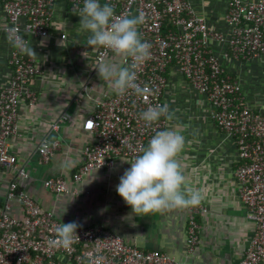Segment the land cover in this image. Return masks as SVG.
Instances as JSON below:
<instances>
[{
    "label": "crops",
    "instance_id": "0c3cea01",
    "mask_svg": "<svg viewBox=\"0 0 264 264\" xmlns=\"http://www.w3.org/2000/svg\"><path fill=\"white\" fill-rule=\"evenodd\" d=\"M188 2L193 13L205 19L211 32L221 35V38L213 35L209 38V48L230 76L239 81L246 104L264 114V53L252 57H236L232 53L231 27L226 19L229 0ZM78 13L71 0H55L50 35L27 37L36 54H24L35 60L43 73L27 86L34 100L27 97L20 100L18 129L9 139V145L17 156L18 168H24L28 176L20 177L16 168H0V203L6 201L9 184L16 180L63 223L105 225L127 242L144 250L166 252L181 264H237L255 234V222L249 218L248 208L238 193L237 144L232 135L216 125L212 118L215 108L205 95L191 87L176 61L166 70L162 93L163 104L174 113L171 124L166 121L165 130L175 126L185 137L179 158L187 185L202 190L200 204L133 216L116 191L120 177L131 167L123 161H130L125 158L118 159L111 168L91 171L79 182L73 179L84 161L83 147L92 139L82 129L85 117L93 112L99 99L116 95L97 74V49L85 46L88 34L80 29ZM129 17L138 14L133 11ZM5 23L0 0V90L11 77L10 58L15 48L6 39ZM61 33H66L67 38L62 39ZM85 51L87 57L82 55ZM112 60L113 53L106 61ZM63 114L69 118L63 120ZM54 122L57 129L52 127ZM45 143H56L48 161L40 153ZM50 177L66 179L73 190L68 194L54 193L44 185ZM195 208H203L197 214L199 241L189 251L187 223L189 213Z\"/></svg>",
    "mask_w": 264,
    "mask_h": 264
},
{
    "label": "built area",
    "instance_id": "2783aa9c",
    "mask_svg": "<svg viewBox=\"0 0 264 264\" xmlns=\"http://www.w3.org/2000/svg\"><path fill=\"white\" fill-rule=\"evenodd\" d=\"M54 1L1 0L6 16L4 31L16 28L26 39L49 36ZM106 1L116 15L129 16L135 11L138 17L143 16L140 35L142 41L151 45V58L137 70L136 83L150 92L141 97L129 90L123 96L116 94L97 101L82 125L92 139L83 147L84 161L73 179L79 182L95 169L111 168L118 159L134 160L157 131L165 130L163 118L146 127L140 113L149 106L163 105L166 70L176 61L191 87L205 95L215 108L212 118L216 125L232 135L237 144L238 193L248 208L249 218L255 222V234L237 264H264V114L246 104L239 81L225 74L219 58L209 48V38L221 35L209 30L205 19L193 13L188 0ZM71 2L79 11L83 7V0ZM226 19L231 27L229 45L234 56L264 53V0H229ZM165 21L175 28L165 33ZM60 37L65 39L67 35L61 33ZM110 54L109 50L97 49L98 61L106 60ZM10 64L11 77L0 90V168H16L20 177H27V171L17 166L9 139L18 129L20 100H34L27 86L43 73V68L17 48L13 49ZM68 118L67 114L62 115L63 120ZM52 127L57 129V122ZM55 146L56 143L42 145L40 153L45 161ZM44 185L59 195L73 190L62 177H50ZM201 210L195 208L189 213V251L199 241L197 214ZM62 223L54 211L45 209L16 180L12 181L6 201L0 203V264H181L166 252L144 250L127 242L105 225L79 226L70 249L50 248L47 242L55 237V228Z\"/></svg>",
    "mask_w": 264,
    "mask_h": 264
},
{
    "label": "clouds",
    "instance_id": "9594fccd",
    "mask_svg": "<svg viewBox=\"0 0 264 264\" xmlns=\"http://www.w3.org/2000/svg\"><path fill=\"white\" fill-rule=\"evenodd\" d=\"M80 29L87 33V48H103L113 53V60H100L95 69L100 80L108 83L109 89L117 95L131 90L137 96H145L150 90L136 83L137 70L151 58V45L142 41L139 25L143 16L116 15L111 4L100 0H83L80 9ZM6 39L15 48L35 55L29 40L21 37L16 28H8ZM43 44V41L41 42ZM87 57V51L82 53ZM130 61V62H129ZM163 118L174 120V113L167 104L149 106L140 113L146 127H151ZM185 146V137L175 126L157 131L142 148L134 160L126 161L131 167L120 177L116 191L131 208L133 216H148L150 213L170 209L195 207L200 204L202 190L187 185L180 153ZM79 224L75 221L62 223L55 228V237L48 240L54 249H70L76 237ZM99 264V261H97Z\"/></svg>",
    "mask_w": 264,
    "mask_h": 264
},
{
    "label": "trees",
    "instance_id": "16d2710c",
    "mask_svg": "<svg viewBox=\"0 0 264 264\" xmlns=\"http://www.w3.org/2000/svg\"><path fill=\"white\" fill-rule=\"evenodd\" d=\"M244 24V22L242 23ZM169 28H175L169 21H165L163 25V31L166 33ZM209 28V27H208ZM210 30V29H209ZM211 31V30H210ZM225 74L230 75L227 71H225ZM232 77V76H231Z\"/></svg>",
    "mask_w": 264,
    "mask_h": 264
}]
</instances>
